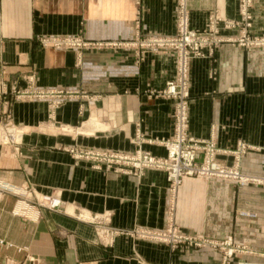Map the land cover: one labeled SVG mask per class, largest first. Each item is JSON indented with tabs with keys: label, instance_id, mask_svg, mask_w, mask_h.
<instances>
[{
	"label": "crops",
	"instance_id": "obj_1",
	"mask_svg": "<svg viewBox=\"0 0 264 264\" xmlns=\"http://www.w3.org/2000/svg\"><path fill=\"white\" fill-rule=\"evenodd\" d=\"M190 24L208 28L209 14L239 20V0H188ZM178 0H0V124L10 116L22 130L18 145L0 143V264H222L218 247L176 249L121 234L112 244L96 226L78 220L85 209L110 214L112 227L166 228L171 205L165 171L138 178L97 169L70 148L167 156L156 140L174 131V103L161 91L176 73L175 51L126 46L45 48L43 36H81L89 42H133L173 36ZM139 15V26L137 17ZM251 32L264 35V0H254ZM238 36L239 28L221 27ZM34 77L30 85L28 78ZM189 135L221 150L235 164L239 143L243 173L264 176V47L223 43L191 62ZM71 92L50 117L48 99L20 100L14 89ZM203 153H198L201 162ZM8 186L30 189L26 199L57 194L64 212L39 208L32 220L14 212L19 197ZM173 222L185 234L223 241L232 236L246 252L230 264H264V185L189 178L178 190ZM23 247L18 252L16 247ZM38 262H30L27 256Z\"/></svg>",
	"mask_w": 264,
	"mask_h": 264
},
{
	"label": "built area",
	"instance_id": "obj_2",
	"mask_svg": "<svg viewBox=\"0 0 264 264\" xmlns=\"http://www.w3.org/2000/svg\"><path fill=\"white\" fill-rule=\"evenodd\" d=\"M240 19L223 20L216 11L209 14L208 28L200 30L193 28L190 24V10L188 0H178L177 31L173 36H147L137 38L133 42H89L81 36H43L39 38L40 44L45 48L74 49L95 48L101 46H126L138 47L141 49H171L175 51L176 73L169 80L161 94L173 100L174 103V131L170 138L156 140L167 151V156L158 157L149 151L138 150L134 153L118 152L111 150L85 149L74 147L69 151L76 159L92 161L94 167L114 171L116 173L133 175L140 178L148 168H155L165 171L167 176V189L170 194L169 221L166 228L149 229L136 228L123 230L112 227L110 214L93 215L85 209H79L74 213L78 220L88 222L96 226L97 234L102 243L109 245L121 234L132 235L137 238L151 239L170 246L173 250L180 245H188L195 248L206 246L218 247L224 251L223 263L230 264L236 253L246 252L244 246L234 243L232 236H227L223 241H217L205 237L202 234H185L173 222L174 202L179 188L186 179H222L233 181L238 184L255 183L264 185V176H253L243 173L239 166V159L250 146L239 143L238 149L231 151L235 155L236 162L229 166L217 160V154L221 150L213 143L196 139L189 135V114L191 102V62L195 58L212 55L223 43H236L246 48L264 47V35H257L251 32L253 27L254 0H239ZM139 15L137 26H139ZM239 28L238 36L231 37L221 34V27ZM34 77L30 76L28 82L33 84ZM17 99H48L50 100V117H53L55 110L64 102L71 92L63 90L14 89ZM22 130L7 116L0 124V143L4 145H18ZM202 152L201 162L197 159L198 153ZM6 190L19 197L14 212L24 218L37 220L39 208H45L54 212H64L66 202L57 194H41L35 200L26 199L30 189L27 187L8 186ZM0 244L7 248L15 245L12 242L0 239ZM18 252L23 247H16ZM27 260L38 262L39 260L28 255Z\"/></svg>",
	"mask_w": 264,
	"mask_h": 264
},
{
	"label": "rangeland",
	"instance_id": "obj_3",
	"mask_svg": "<svg viewBox=\"0 0 264 264\" xmlns=\"http://www.w3.org/2000/svg\"><path fill=\"white\" fill-rule=\"evenodd\" d=\"M222 252H223V257H224V251L222 250Z\"/></svg>",
	"mask_w": 264,
	"mask_h": 264
}]
</instances>
